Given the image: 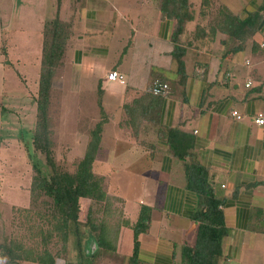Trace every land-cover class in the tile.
<instances>
[{"label": "crops", "instance_id": "obj_1", "mask_svg": "<svg viewBox=\"0 0 264 264\" xmlns=\"http://www.w3.org/2000/svg\"><path fill=\"white\" fill-rule=\"evenodd\" d=\"M48 2L0 0V14H12L8 25L11 29L19 18L35 12L32 7L47 8L39 11L47 14ZM231 2L225 0L221 12L242 21L250 20L252 28L257 30L247 33L244 39L223 34L229 39L219 43L224 50L220 54L207 53L206 43H200L201 35L204 36L201 32L188 39L189 22L174 42L177 21L164 15L154 0H86L84 5L69 6L68 13L74 23L64 61L71 64L72 70L73 66L76 69L73 80L81 81L76 76L86 79L88 75L98 80L92 125L88 124L90 130L83 132L84 136L81 130L74 132L71 141L86 145L81 149L82 160L92 133L102 124L93 171L104 179L108 197L122 205L124 224L120 228L116 255L124 253L125 232H132V252L122 264H130L134 248L132 226L138 221L142 206L152 211L149 229L139 237V264H176L182 246L195 240L198 224L191 217L200 198L188 188L186 176L187 166L193 163L208 169L209 182L222 201L221 209L229 229L216 264H264V125L256 123L258 114L264 115V49L261 47L264 0H250L241 8ZM56 5H53L55 9L51 8L64 21L63 6L59 10ZM95 15H98L97 21H94ZM82 18L87 22L81 23ZM252 18L256 20L254 25ZM47 20V17L43 20L44 25ZM8 32L5 34L10 40L14 33ZM16 33L25 37L24 28ZM110 38L124 45L127 41V47L119 51L114 46L110 48L105 45V39ZM228 44L231 49L226 48ZM7 45L8 41L5 48ZM240 45L243 49L223 58L227 50ZM176 46L184 50V77L178 73L174 58ZM114 50L119 56L113 65L105 68L104 58ZM6 52L8 56L9 49ZM66 52L70 55L68 60ZM212 57L220 60L211 62ZM112 70L124 74L126 83L108 80ZM159 79L170 85L166 97L151 92ZM84 89L87 93L85 86ZM84 89L80 87V91ZM57 100L62 105L69 101ZM233 111H238L241 120ZM77 113L81 121L83 115L78 108ZM170 129H177L193 140V148L185 159L177 157L171 149ZM123 191L128 192L125 197L112 196Z\"/></svg>", "mask_w": 264, "mask_h": 264}, {"label": "rangeland", "instance_id": "obj_2", "mask_svg": "<svg viewBox=\"0 0 264 264\" xmlns=\"http://www.w3.org/2000/svg\"><path fill=\"white\" fill-rule=\"evenodd\" d=\"M17 1L21 2L23 0ZM160 1L154 0L158 5ZM224 1L189 0L187 5L188 13L191 12L194 14L195 19H197V21L189 24L190 28L187 31L188 39L191 40L194 34L197 33L196 27L200 29L204 35H201L202 41L200 43H206V45H203L207 48V53L209 54L216 51L217 54H220L222 46L219 43L223 39L224 41L229 39L223 33H220L221 26L219 24L224 18V14L221 12L225 6ZM249 1L232 0L231 2L230 0L231 3H237L238 8L245 6ZM48 3L50 4L47 14L39 12L46 11L47 8L32 7V10L36 13L32 12L30 15L19 18L18 22L14 23L11 29L8 28V25L12 14L8 13V16L0 14V244L6 246L20 244L25 247L27 252L34 251L35 253H40L47 248L52 255L56 256V264H66L67 262L79 260V250L75 243V238L70 235L69 242L64 243L54 233L52 237L44 239L53 227V201L45 195L39 196L36 200L31 196L32 182L36 172L29 154L33 150L32 139L38 121L36 101L39 97L41 78V76L39 78V73L41 72L42 75L45 72L40 64L43 20L47 17L48 21L50 19L53 21L54 17L58 16L59 13L55 15L54 4H57L56 6H58L59 10L63 6L61 13L64 20L63 24L66 26L65 30L70 34L74 22L71 21V14L68 13L69 6L84 5L86 0H49ZM66 5L68 8H66ZM52 6L54 9L51 8ZM77 16L75 14L74 18ZM88 18L91 20V16ZM97 18L98 15H95L94 21H97ZM85 21L82 18L81 23ZM22 28L25 29V37L22 34L16 33ZM7 30H9V35L10 31L14 33L10 40L9 36L5 34ZM49 38V35L46 39L44 38V44ZM112 39H105L107 41L105 45H109L110 48L114 46L118 51L127 47V41L124 45V42L120 43L118 40L113 41ZM6 41L9 44L6 46L10 52L8 56L5 48ZM96 42L100 43L97 40ZM115 42L120 44L115 45ZM92 43L94 44V42ZM3 48L5 49L4 51ZM226 48L231 49V45L228 44ZM65 55L68 57H66L68 60L70 56L69 52H66ZM118 56L119 54L114 50L107 59L104 58L103 63H105V68L113 65ZM64 58L65 56L63 55L57 68V76L53 78L50 90L49 115L50 121H52V152L61 170L74 173L80 161V156L83 155L84 151L82 150L86 145L84 143L80 146L73 144V134L79 130L82 133L90 130L88 124L89 126L92 125L91 114L93 112L92 107H94L97 100L98 80L89 75L86 79L76 76V79H80L83 83L73 80L74 77L72 75L76 69L73 66V71L71 64L66 60L64 61ZM214 60L215 58L212 57L211 62H214ZM219 60L218 58L215 61ZM205 66L207 67V65ZM83 84L86 87L87 93H85ZM80 87H83L84 90L80 91ZM72 91L77 92V94H74ZM63 98H67L69 100L68 103L59 104L57 99ZM77 108L81 116L83 115L81 121H78L80 116L77 113ZM56 114H59V116ZM60 116L65 118L60 119ZM81 139L84 140L83 142L86 141L85 137ZM27 145L30 147V150L27 148ZM44 159L43 154H37L36 160L39 164ZM129 183H132L131 180ZM126 194L128 192L123 191L122 193H115L112 196L125 197ZM81 201L77 214L83 224L90 223L99 227L105 223L107 226L116 229L119 220H123L122 205L118 200L110 198L107 204L106 202H98L91 199ZM106 211L111 213L116 212L113 217L108 218L109 225L105 222ZM85 231V238L87 239L83 240V245L84 248L86 246V251L89 255L91 252L97 251L94 250L96 247L95 234L91 235L92 231H90V228L85 229ZM88 239L89 241H87ZM124 241L125 244L122 248L124 253L121 252V257L116 254L102 253L97 257L96 264H122L124 262L123 259L132 252V232H125ZM8 261L7 256H1L0 254V264H7ZM17 264L40 263L21 260Z\"/></svg>", "mask_w": 264, "mask_h": 264}, {"label": "trees", "instance_id": "obj_3", "mask_svg": "<svg viewBox=\"0 0 264 264\" xmlns=\"http://www.w3.org/2000/svg\"><path fill=\"white\" fill-rule=\"evenodd\" d=\"M188 2L189 0H161L158 5L164 15L177 21L174 42L179 40V36L185 30L187 22L191 23L195 20L194 14L188 13ZM252 20L253 25L256 24V20L253 18ZM249 21H242L239 17L224 14V18L220 22L221 33L226 34L228 37L244 39L247 33L252 34L257 30L252 28ZM63 23L58 14L53 21L51 19L50 21L47 20L44 25V38L46 39L49 35L50 41L47 40L43 49L42 68L45 72L41 75L39 83V97L36 101L38 121L32 139L33 150L31 149L32 151L29 154L36 172L32 182L31 196L36 200L39 196L45 195L53 201V227L44 238L45 240L52 237L54 233L64 243L69 242L70 235L75 238L79 250V260L67 262L66 264H96L97 257L102 253H116L120 228L124 221L119 220L116 229L107 226L105 223L98 227L95 224H83L77 214L81 200L91 199L107 204L110 199L103 187L104 179L97 176L93 171V164L101 142L102 124H99L92 133L85 156L78 162L74 173L61 170L53 156L52 121H50L49 116L50 90L52 80L70 37ZM197 32L200 33L201 31ZM241 49H243V46L240 45L232 50H227L223 58L229 56L232 51L236 53ZM183 56L184 50L176 46L174 58L177 59L178 73L181 74V77L186 75ZM162 82L166 81L162 80ZM168 133V142L174 154L180 159H185L193 148V140L191 141V138L181 135L177 129H170ZM27 148L30 147L27 145ZM39 153L45 157L41 164L36 160ZM186 170L188 188L195 191L200 198L199 206L191 217L198 224V231L193 242L182 246L180 259L176 264H216V260L222 255L223 241L229 233L221 209L222 201L216 196L214 189L211 187L209 171L206 167L193 163L188 165ZM108 211H106L105 222L109 225L108 218L113 217L115 213ZM151 211L150 207L142 206L138 221L132 226L134 248L129 259L130 264H139L138 254L141 247L139 237L149 229ZM88 228L92 231V236L93 233L95 234L96 247L94 250H97L89 255L86 246L84 248L83 245V240L87 239L85 238V229ZM0 254L1 256H7L9 259L7 264H17L21 260L40 264H56V256L52 255L47 248L40 253H35L34 251L27 252L25 247L20 244L10 246L0 244Z\"/></svg>", "mask_w": 264, "mask_h": 264}, {"label": "built area", "instance_id": "obj_4", "mask_svg": "<svg viewBox=\"0 0 264 264\" xmlns=\"http://www.w3.org/2000/svg\"><path fill=\"white\" fill-rule=\"evenodd\" d=\"M261 47L264 49V41L261 43ZM108 80L110 81H116L119 83H126V77L124 74L120 73L117 70H112L109 72L108 74ZM250 83L247 84V86H249ZM151 92L156 95V96H163L166 97L169 95L170 93V85L166 82H162V81H156L152 88H151ZM233 115L235 117H237L238 120H241V116L239 115L238 111H233ZM256 123L259 125H264V115L263 114H258L257 118H256ZM225 187V186H223Z\"/></svg>", "mask_w": 264, "mask_h": 264}]
</instances>
